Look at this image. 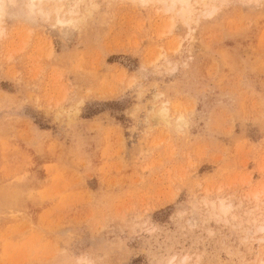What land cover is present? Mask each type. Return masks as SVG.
<instances>
[{"label": "rangeland", "instance_id": "rangeland-1", "mask_svg": "<svg viewBox=\"0 0 264 264\" xmlns=\"http://www.w3.org/2000/svg\"><path fill=\"white\" fill-rule=\"evenodd\" d=\"M207 1L5 0L0 264H264V0Z\"/></svg>", "mask_w": 264, "mask_h": 264}, {"label": "bare ground", "instance_id": "bare-ground-1", "mask_svg": "<svg viewBox=\"0 0 264 264\" xmlns=\"http://www.w3.org/2000/svg\"><path fill=\"white\" fill-rule=\"evenodd\" d=\"M27 1V0H26ZM37 1H42V0H37ZM60 1V0H59ZM142 1V0H140ZM152 1V0H151ZM159 1V0H157ZM165 5H166V8L167 9H175V13L177 12L181 17L185 18L186 22H187V19L190 18V14L191 12L194 11V5H196L195 3H202V5H205L206 2H208L207 0H161ZM162 2H161V6H162ZM159 3V2H158ZM194 4V5H193ZM5 0H0V17H2V15L4 14L5 12ZM164 8V6H162ZM206 7V5H205ZM193 10V11H192ZM69 11L72 13V12H75L73 8H70ZM171 12V11H170ZM173 12V10H172ZM177 14V15H178ZM193 14V13H192ZM184 20V21H185ZM56 21H59L61 22L62 20L60 19L59 17V9L56 8ZM165 111V110H164ZM162 112V111H161ZM164 112L161 113V115L163 114ZM165 115V113H164ZM163 116V115H162ZM264 190V189H263ZM260 192V191H259ZM264 191H262L263 193ZM261 193V192H260ZM256 194V193H255ZM220 210L222 212H225L227 211V206L224 205V203L220 202ZM263 228H264V225H263ZM169 264H173L171 262V260L169 261Z\"/></svg>", "mask_w": 264, "mask_h": 264}]
</instances>
